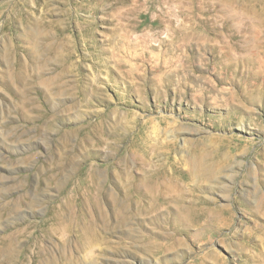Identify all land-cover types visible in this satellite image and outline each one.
Returning a JSON list of instances; mask_svg holds the SVG:
<instances>
[{
	"label": "rangeland",
	"instance_id": "rangeland-1",
	"mask_svg": "<svg viewBox=\"0 0 264 264\" xmlns=\"http://www.w3.org/2000/svg\"><path fill=\"white\" fill-rule=\"evenodd\" d=\"M200 262L264 264V0H0V264Z\"/></svg>",
	"mask_w": 264,
	"mask_h": 264
},
{
	"label": "bare ground",
	"instance_id": "bare-ground-1",
	"mask_svg": "<svg viewBox=\"0 0 264 264\" xmlns=\"http://www.w3.org/2000/svg\"><path fill=\"white\" fill-rule=\"evenodd\" d=\"M247 11V10H246ZM252 13H253V11H252ZM256 14V13H255ZM249 15V14H248ZM258 18H259V15H258ZM261 19V18H260ZM258 21H260V20H258ZM251 24H253V23H251ZM255 25V24H254ZM228 53V52H227ZM239 53V52H238ZM224 55H226V54H224ZM232 57V56H231ZM227 59V62L226 63H222V61L221 62H219V65H222V67L224 68V70H225V72H226V74H227V76L225 75L224 77L225 78H228V76H229V74L231 73V72H237V71H239L241 68H242V66L244 65V63H243V60H241V58H236V59H233V58H231L230 60H228V58H226ZM224 61V60H223ZM226 61V60H225ZM166 63H167V61L166 60H161V61H159L158 63H157V65H152L151 67H150V71L152 70L153 72H154V70H155V68H156V70H158V68H160V67H165V65H166ZM155 67V68H154ZM162 87H163V85H162ZM204 92V91H203ZM203 92H201V94L199 93H195L196 94V96H195V99H196V101L197 102H195V103H198V101H200L201 103H205V101H206V97L207 96H205L204 95V93ZM215 92V91H214ZM184 93V92H183ZM183 95V94H182ZM184 96H185V94H184ZM183 97V96H182ZM212 100H213V102H214V98H212ZM195 101V100H194ZM212 102V101H211ZM222 104H224L225 106H226V108L229 106V105H231V103H230V100H227V99H223L222 101ZM239 107V106H238ZM238 111H239V108H238ZM238 111L235 113V116L238 114ZM212 222V221H211ZM223 222V221H222ZM206 225V224H205ZM31 227V225L30 224H28L27 225V230L29 229ZM218 228L220 227V224L217 226ZM201 232V231H200ZM27 233V232H26ZM25 233V234H26ZM25 234H23V235H25ZM10 237H12V236H9V238L7 239V240H10ZM4 242H6V239H4ZM35 246L37 247V244H35ZM36 252H34V253H31V259H32V261H34L35 259H36ZM33 264H35V263H33ZM199 264V263H198ZM200 264H202L201 262H200Z\"/></svg>",
	"mask_w": 264,
	"mask_h": 264
}]
</instances>
